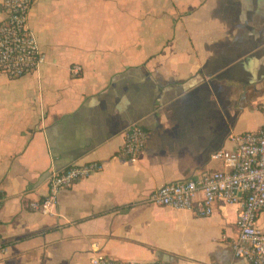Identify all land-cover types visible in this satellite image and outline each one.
<instances>
[{
  "label": "crops",
  "instance_id": "0c3cea01",
  "mask_svg": "<svg viewBox=\"0 0 264 264\" xmlns=\"http://www.w3.org/2000/svg\"><path fill=\"white\" fill-rule=\"evenodd\" d=\"M28 22L44 61L0 71V264H248L233 250L242 200L201 215L148 197L225 168L213 153L264 124V0H33ZM135 123L148 136L133 161ZM90 161L103 167L54 213L29 207L54 171Z\"/></svg>",
  "mask_w": 264,
  "mask_h": 264
},
{
  "label": "built area",
  "instance_id": "2783aa9c",
  "mask_svg": "<svg viewBox=\"0 0 264 264\" xmlns=\"http://www.w3.org/2000/svg\"><path fill=\"white\" fill-rule=\"evenodd\" d=\"M33 0H3L4 17L0 20V71L10 77H19L39 69L45 59L37 36L28 22ZM79 63L71 65L74 74L81 72ZM260 108L264 112V101ZM148 133L135 123L126 131L123 153L136 161L145 147ZM235 146L221 148L213 157L222 159L225 168L202 171L198 176L159 185L148 197L149 201L176 208L193 209L201 215H210L215 202L242 200L238 212V234L233 240L235 255L245 257L248 264H264V228L258 224L264 209V124L258 129L234 133ZM99 161L73 163L54 171L49 179L46 195L29 201L33 210L52 214L59 201L62 187L85 178L101 169ZM95 264H171L157 261L125 260L104 253L92 257Z\"/></svg>",
  "mask_w": 264,
  "mask_h": 264
}]
</instances>
